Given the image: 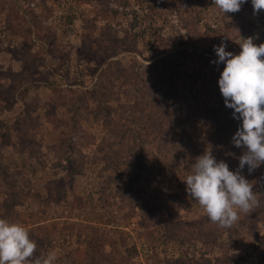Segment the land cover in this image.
Here are the masks:
<instances>
[{
  "label": "rangeland",
  "instance_id": "rangeland-1",
  "mask_svg": "<svg viewBox=\"0 0 264 264\" xmlns=\"http://www.w3.org/2000/svg\"><path fill=\"white\" fill-rule=\"evenodd\" d=\"M185 2L180 10L179 0H0V218L26 227L38 253L54 252L57 264H80L82 238L93 230L105 254L100 264H216L225 254L233 264H264V196L222 228L183 182L208 150L238 168L246 149L232 136L216 139L234 110L219 112L225 65L211 63L215 31L243 25L226 44L239 54L240 37L264 43V10L254 15L250 3L235 21L213 0ZM92 20L96 39L83 44ZM107 69L115 79L108 95L99 78ZM142 78L159 84L162 106L139 92ZM201 107L214 109L217 132L198 120ZM108 119L117 132L108 131ZM19 129L31 139L21 140ZM166 130L167 145L158 149ZM242 174L264 193V164ZM53 225L51 241L39 244L40 226ZM64 225L73 226L66 239Z\"/></svg>",
  "mask_w": 264,
  "mask_h": 264
},
{
  "label": "clouds",
  "instance_id": "clouds-1",
  "mask_svg": "<svg viewBox=\"0 0 264 264\" xmlns=\"http://www.w3.org/2000/svg\"><path fill=\"white\" fill-rule=\"evenodd\" d=\"M247 0H213L223 14L236 13ZM253 14L264 10V0H251ZM258 37H240L239 54L226 51V43L214 45L218 57L213 64L223 63L218 85L226 107L233 109V119L242 121L232 137V144L245 148L238 168L229 169L217 161L211 150L195 158L183 182L186 192L206 213L210 222L228 228L240 219V213H250L260 204L254 183L242 174H249L264 164V43ZM54 252L38 253V245L29 230L19 223L0 218V264H57Z\"/></svg>",
  "mask_w": 264,
  "mask_h": 264
},
{
  "label": "trees",
  "instance_id": "trees-1",
  "mask_svg": "<svg viewBox=\"0 0 264 264\" xmlns=\"http://www.w3.org/2000/svg\"><path fill=\"white\" fill-rule=\"evenodd\" d=\"M29 1H33V0H29ZM85 1H88V0H85ZM250 3H251V0H247V2L244 3L241 6V10L239 12L232 13V16L235 19V21H238V20H240L242 18L243 11L247 7H249ZM179 4L181 5V7H180V10H181V9H184L183 6H185L187 3L185 2V0H179ZM29 11H30L29 12L30 16L34 19L36 17L35 14L32 12V10H29ZM106 13H107V11H102V14H105L104 17L107 18V14ZM86 29H87L88 33H86L82 37L83 44L90 43L92 38H93V42L95 41L96 34L93 35L94 31L96 30V22H95V20H92V22L88 23ZM239 29H243V25H241L239 23H236V22L235 23H231L223 31H220V32L215 31L216 36H217V40L220 43L222 41L224 43H226V44L231 43V41H233V38H234L233 35H232L233 31L234 30H239ZM26 32H28L30 34L31 33V28L30 27L26 28ZM40 32H41L40 30H37L36 35L40 36ZM241 34L238 33V34H236V36L241 35ZM111 75H112L111 72H109L108 69H107V71L104 70L101 73L100 77H99L101 79V82H104V84H102L101 86L104 88V92L106 90L107 95L110 92V88L113 87V85H115V79L111 78ZM151 79L152 78H148V79L142 78V79H140V82L143 84V87H145V91H142L141 89H139V92L140 93H144V95L147 96V97L148 96L151 97V101L152 102H156V103H158L159 105L162 106L164 103H163L162 98L160 96V92H159L160 88L158 87L159 84L156 83V80H151ZM106 85H107V88H106ZM170 92L172 94L173 100L175 102H178L180 100V95L178 94V91L176 89L172 88V90H170ZM191 95H192V98L195 99L194 101L197 103L198 102V95H199L197 93V91L192 90ZM167 99H169V98H167ZM85 100H86L85 97H80L78 100L75 101V103L71 104V107H72L73 111H75V113H73L75 115L72 116V119H71L72 122L73 121L74 122L77 121V117L76 116L79 113L78 110H79L80 106L83 104V102H85ZM188 105H189V102H188ZM226 109H227V107L225 106V104H223V108H221L219 110L220 113L224 114V117H225V114L227 113ZM213 110L214 109H205V108L201 107L199 112H198V114L196 116L199 117L198 120L200 122H202V123H204L206 125H209L213 129V132H217L216 126L218 125V127H221V125H220V123H218L216 121V119H218V118H214L212 116ZM49 117H50V120L48 119ZM49 117L47 119L50 122V124L54 128H57L59 121L57 122V124H55L56 123V119H57L55 117V115L53 113H51V116H50V113H49ZM51 117L53 118L52 120H51ZM225 119H224V122L226 124H225V126L223 128H221V131H219L217 133V137H216L217 140L223 139L222 137L225 138L226 136H229V137L232 136L233 137V135L237 131L239 125L242 123V121L233 119V116L228 117L227 118L228 120H225ZM106 125H107L108 131L111 132V133L117 132V130H119V127H120V125H117V123H115L113 119H108L106 121ZM218 130H220V129H218ZM20 131H21L20 132L21 140L25 139V141H27L26 140L27 138L31 139L30 138L31 136H29L28 133H24V129H22ZM167 132L168 131L166 130L164 132V134H163V136L166 137V138H161L160 139V143L157 146L158 149H161L162 147L167 145V141H166V139L168 138V133ZM130 133L132 134L133 132H130ZM72 139L74 140L75 137H72ZM13 216L17 220V218H16L17 216L16 215H13ZM244 219H245V216H244ZM51 228H52V230L47 228L46 226H44V228L42 226H40L38 231H43V235L41 237L36 238V240H38L39 244H43V243H45V242H47L49 240L51 241V237H52L51 235L56 229L54 225ZM62 228L63 229H62V232H61V236H63L64 239H66V236H68V234H70L71 228H73V226L72 225H64ZM33 232H36V231H33ZM76 235H77L78 238H82L80 233H77ZM82 241L85 242L84 245H85L86 248L84 250V253H85L84 260L80 264H100V262L105 259V254L102 251L103 245H102V242L100 240V237H98L97 234H96V230H93L91 234L85 235V237L82 238ZM113 248H114L113 251H118V249L116 247H113ZM134 255H135V250L133 249L132 250V254L131 255L129 254V256L133 257ZM235 260L236 259H235L234 256L225 254V255H222L221 257L215 258V263L216 264H233V263L236 262Z\"/></svg>",
  "mask_w": 264,
  "mask_h": 264
}]
</instances>
